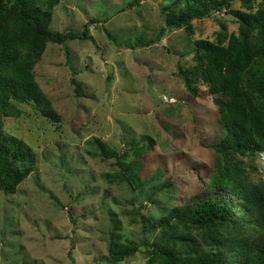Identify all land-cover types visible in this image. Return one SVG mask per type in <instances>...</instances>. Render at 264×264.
I'll list each match as a JSON object with an SVG mask.
<instances>
[{
  "label": "rangeland",
  "instance_id": "obj_1",
  "mask_svg": "<svg viewBox=\"0 0 264 264\" xmlns=\"http://www.w3.org/2000/svg\"><path fill=\"white\" fill-rule=\"evenodd\" d=\"M49 1L38 3L52 12V30L81 34L88 25L93 39L48 42L35 62L59 122L17 102L21 114L3 119L4 134L25 142L36 162L16 194L0 191V264H109L112 244L131 243L139 251L119 264H148L153 247L167 239L177 250L181 235L205 245L207 231L174 221L166 235L158 226L204 192L218 159L211 146L223 136L213 97L206 87L190 97L180 72L198 64L197 42H220L230 57L244 48L238 23L220 14L169 28L164 9L175 0H59L52 8ZM259 3L236 0L232 8L255 12ZM15 19L8 31L19 37ZM140 38L155 43L128 45ZM98 141L127 151L124 167L141 162L140 189L120 179L118 160L103 158ZM229 159L251 182H264V153ZM168 180L172 187H164Z\"/></svg>",
  "mask_w": 264,
  "mask_h": 264
},
{
  "label": "trees",
  "instance_id": "obj_2",
  "mask_svg": "<svg viewBox=\"0 0 264 264\" xmlns=\"http://www.w3.org/2000/svg\"><path fill=\"white\" fill-rule=\"evenodd\" d=\"M234 1L175 0L164 9L169 28L178 29L194 20L225 14L238 23L244 48L230 57L220 42H197L198 64L180 72L190 97H199L201 87L213 97L223 136L211 146L218 159L203 181L204 192L171 210L158 226L166 235L173 231L174 221L207 231L202 238L205 245L197 237L181 235L179 243L184 248L177 250L167 239L153 247L148 264L160 258L162 264H264V182H251L245 168L229 159L232 153H264V0L255 12L233 9ZM58 2L50 0L48 6ZM13 18L20 23L19 37L8 31ZM51 22L52 12L43 10L38 0H0V191L7 195L16 194L19 184L35 170L36 156L25 142L4 134L3 119L21 114L13 105L17 102L32 103L44 118L59 122V114L36 80L35 62L48 42L62 45L68 40L93 39L88 25L81 34L61 33L50 28ZM154 43L140 38L128 45L136 49ZM71 82L78 96L84 97L82 83L75 78ZM96 145L103 158L118 160L120 179L133 191L142 187L139 160L124 167L122 161L130 156L127 151H114L102 141ZM164 185L172 187V182ZM139 249L135 243L126 247L112 244L105 262L119 264Z\"/></svg>",
  "mask_w": 264,
  "mask_h": 264
}]
</instances>
